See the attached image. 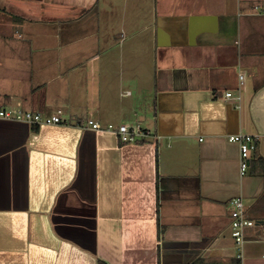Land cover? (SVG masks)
<instances>
[{
  "label": "crops",
  "instance_id": "obj_1",
  "mask_svg": "<svg viewBox=\"0 0 264 264\" xmlns=\"http://www.w3.org/2000/svg\"><path fill=\"white\" fill-rule=\"evenodd\" d=\"M12 107L62 122L0 118V264H264V0H0Z\"/></svg>",
  "mask_w": 264,
  "mask_h": 264
},
{
  "label": "built area",
  "instance_id": "obj_2",
  "mask_svg": "<svg viewBox=\"0 0 264 264\" xmlns=\"http://www.w3.org/2000/svg\"><path fill=\"white\" fill-rule=\"evenodd\" d=\"M241 83H243L245 75L239 74ZM227 97L240 99V95L234 96L231 92H228ZM61 110L57 114L51 116H44L41 113L24 110L21 107L12 108H0V118L7 120L25 121L30 124H59L62 122L60 116ZM94 129H101L100 125L96 122L93 124ZM108 130L114 131L120 142L129 143L136 142L138 140L151 137V133L140 125L120 124L114 126L109 124ZM260 139L259 134H244L239 133L230 135L229 140L236 142L240 148V174L246 175L250 168L251 153L256 150L257 142ZM232 212H231V235L234 238L235 244L238 247L237 257L242 258L243 246L246 242V230L256 225V221L252 219L246 209V205L240 196L234 197L231 200Z\"/></svg>",
  "mask_w": 264,
  "mask_h": 264
},
{
  "label": "trees",
  "instance_id": "obj_3",
  "mask_svg": "<svg viewBox=\"0 0 264 264\" xmlns=\"http://www.w3.org/2000/svg\"><path fill=\"white\" fill-rule=\"evenodd\" d=\"M262 162L264 163V160H262ZM98 264H107L106 262H104L103 260H99Z\"/></svg>",
  "mask_w": 264,
  "mask_h": 264
}]
</instances>
